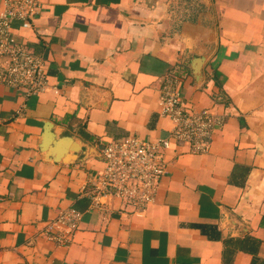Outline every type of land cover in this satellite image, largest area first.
<instances>
[{"label":"crops","instance_id":"0c3cea01","mask_svg":"<svg viewBox=\"0 0 264 264\" xmlns=\"http://www.w3.org/2000/svg\"><path fill=\"white\" fill-rule=\"evenodd\" d=\"M11 30L48 85L0 81V264H264V0H39ZM168 75L223 117L209 149L172 140L141 214L92 207L104 143L168 134ZM66 208L80 218L62 245L43 231Z\"/></svg>","mask_w":264,"mask_h":264},{"label":"built area","instance_id":"2783aa9c","mask_svg":"<svg viewBox=\"0 0 264 264\" xmlns=\"http://www.w3.org/2000/svg\"><path fill=\"white\" fill-rule=\"evenodd\" d=\"M38 12L39 0H3L0 10V81L22 88L27 95L48 85L44 61L19 41L11 29L14 20L29 27ZM178 87V78L168 75L159 88V113L171 121L166 136L152 141L127 136L103 144V167L90 175L84 185L92 207H100L102 199L114 196L124 201L128 212L141 214L154 200L165 173L164 151L172 140L185 143L192 153L209 149V138L223 124V117L209 109L190 108ZM79 218L80 213L72 208L62 210L47 224L44 236L66 245Z\"/></svg>","mask_w":264,"mask_h":264},{"label":"water","instance_id":"95a60500","mask_svg":"<svg viewBox=\"0 0 264 264\" xmlns=\"http://www.w3.org/2000/svg\"><path fill=\"white\" fill-rule=\"evenodd\" d=\"M198 71H199V64H195L194 65V73H195V75L198 73Z\"/></svg>","mask_w":264,"mask_h":264}]
</instances>
